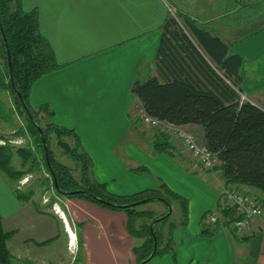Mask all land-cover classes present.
<instances>
[{
	"label": "crops",
	"instance_id": "0c3cea01",
	"mask_svg": "<svg viewBox=\"0 0 264 264\" xmlns=\"http://www.w3.org/2000/svg\"><path fill=\"white\" fill-rule=\"evenodd\" d=\"M22 3L25 10L38 12L40 31L60 64L34 82L32 106L49 107L51 114L43 112L48 121L76 131L92 159L94 178L110 192L131 195L165 183L188 202L184 224L182 203L172 200L169 219L176 205L181 210L171 221L176 224L174 250L153 257L149 264H264V216L248 233H236L225 225L213 233L203 232L208 230L205 216L222 204L226 188L223 172L222 177L205 175L206 169L185 149L176 148L169 134L144 121L142 103L132 92L136 80L158 76L162 25L172 9L227 43L228 56L242 57L238 86L249 101L264 109V0ZM180 127L205 145L201 125ZM166 141L175 148H160ZM209 171L216 174L218 170ZM10 183L0 171V217L3 229L10 233L7 246L11 255L26 264H140L135 249L148 238L141 230L169 210L160 200L151 209L137 207L154 218H137L135 227L140 233L134 234L129 229V212L124 209L84 196H61L48 202L46 196L32 197L22 202ZM240 188L260 194L253 187ZM70 227L79 242L74 259L68 250ZM163 228L167 235L168 223Z\"/></svg>",
	"mask_w": 264,
	"mask_h": 264
},
{
	"label": "trees",
	"instance_id": "16d2710c",
	"mask_svg": "<svg viewBox=\"0 0 264 264\" xmlns=\"http://www.w3.org/2000/svg\"><path fill=\"white\" fill-rule=\"evenodd\" d=\"M177 15L182 18V22L169 14L162 25L157 54L158 76L146 81L136 80L132 85V92L141 101L145 113L151 117L177 126L201 125L205 132V146L216 154L220 162L214 169L223 172L226 186L256 188L260 190L258 197L264 204V109L241 98L238 81L243 59L238 54L228 56L227 43L199 26L189 16L180 12ZM0 23L7 37L13 65L11 79L7 48L0 32V86L10 92L13 108L25 117L27 132L36 145L35 151L30 146L15 149L9 144L0 145V170L11 179H21L26 171L14 168L12 164L13 156L17 153L22 157V164L28 166L30 171H36L43 165L50 173L41 128L56 175V180L51 178L58 194L67 197L84 196L110 208L128 211L129 229L134 234L140 233L135 227L137 218L153 219L154 215L138 210L137 206L131 205L132 202L149 198L160 200L169 208L172 199H179L186 224L188 202L167 184L162 183L158 189L131 195L114 194L104 183L94 178L92 159L74 129L52 122L42 125V113L51 114L52 111L45 105L38 108L32 106L31 88L34 82L58 69L60 64L50 42L40 31L38 12L35 9L25 10L22 0H0ZM19 94L26 105H23ZM27 109L34 120L30 118ZM22 133L26 131L23 129ZM52 133L74 139L75 145L63 143V146L79 162L80 178L75 177L71 168L54 156L50 145ZM165 143L166 146L160 148H175L169 141ZM33 193L31 191L23 197L30 199ZM217 211L222 219L219 218L212 229L203 231L206 234L217 231L222 225L231 228L232 210L219 204ZM170 215L168 210L141 230L148 238L142 246L135 249L140 264L150 256L161 257L174 250L173 231L176 224L169 223L167 235H164L163 228ZM156 219L159 220L154 223L152 230L151 225ZM9 236L10 233L3 229L0 217L1 264H10L12 259L7 246Z\"/></svg>",
	"mask_w": 264,
	"mask_h": 264
},
{
	"label": "rangeland",
	"instance_id": "374dc122",
	"mask_svg": "<svg viewBox=\"0 0 264 264\" xmlns=\"http://www.w3.org/2000/svg\"><path fill=\"white\" fill-rule=\"evenodd\" d=\"M177 13L178 12H175L174 10H171L169 12V14L178 18L182 22V18L179 17L177 15ZM0 49H1V44H0ZM0 61L2 62L1 58H0ZM240 90H241V94L246 97L245 100H248L247 95L243 92V90L241 88H240ZM13 105H14V102L12 101V97H11L10 92L7 89L0 86V120H1L0 126L3 127L0 130V145L9 144L10 146L14 147L15 149L22 147V146L23 147L30 146L31 149H33L35 151L36 145L32 142V139L29 136V133L27 132L25 117L22 116L21 114H19L18 110H14ZM44 115L45 114L42 113V119H43L42 125L45 126L46 123L50 122V121H48ZM23 129L26 131V133H22ZM170 136H171V138L174 142L173 144L176 148H178L180 150L185 149L184 146L182 145V143L178 139H175L176 137H173V135H171V134H170ZM63 143H69V144H71V146L75 145V141L71 137H68V136L63 135V134H57V133H52L50 135V145H51V149L54 153V156L60 162L69 166L71 168L73 174L75 175V177L80 178L79 162L77 160H75L74 158H72L66 152V149L63 146ZM48 151H49V149H48ZM185 151H187V150H185ZM187 153L189 154L188 151H187ZM189 156H190V154H189ZM12 160H13L12 164H13L14 168L16 167L17 169H22V170L26 171V173L24 174V176L21 179L15 180V179H11L8 177L11 181L10 187L13 190V194L18 199H20L22 202H25L28 200L27 198H25L23 196L25 194H28L31 191L34 192L32 196L36 197V199H41L43 196H46L47 202L49 200L53 201V199L57 200L58 197L62 196V195L58 194V192L54 188L53 180L51 178L53 176H52V174L50 175L51 172L50 173L47 172L46 168L43 165L39 166L38 170H36V171H30L28 169V166L22 164L23 163L22 157L18 156L17 153H15ZM196 167L200 168L198 166H196ZM211 170H213V169H211ZM204 173H205V175L207 174L209 176L218 175L219 177H222L221 170H218L217 173L214 174V172L206 169L204 171ZM205 181L212 184L213 186H216V184H213V182L210 181L209 179L208 180L206 179ZM258 196H259V194H258ZM172 200L177 201V199H172ZM157 203H159L158 200H150L148 202H144L142 204H139L137 207H143L145 209L146 208L151 209ZM54 206H56V204H54ZM54 206H53V208H54ZM180 212H181L180 208L176 205L174 207V214H172V216L169 220L164 222L163 226H167V223L169 225V223H171V221H174V219L176 220L177 214L180 215ZM68 226H70V225L68 224ZM70 229H71V232H69V235H71V233L72 234L74 233L72 230V227H70ZM69 240H70V237H69ZM68 250L73 255V259H74V255H75L74 253L75 252H72V250L69 247V244H68ZM155 257H160V256H155ZM147 263L149 264V261ZM10 264H26V263L20 259H17L16 256H14V257L12 256ZM70 264H72V263H70Z\"/></svg>",
	"mask_w": 264,
	"mask_h": 264
},
{
	"label": "built area",
	"instance_id": "2783aa9c",
	"mask_svg": "<svg viewBox=\"0 0 264 264\" xmlns=\"http://www.w3.org/2000/svg\"><path fill=\"white\" fill-rule=\"evenodd\" d=\"M241 98L243 100L246 99L242 94ZM144 121L158 128L162 133L171 134L173 137H176L175 139H178L182 143L185 150L189 152L194 161L202 168L211 170L219 165L220 162L216 154L211 152L205 145L198 144L191 132L180 126L151 117L147 114L144 115ZM221 197L222 207H227L232 210V221L230 226L236 233L244 234L250 232L255 227L258 220L264 216V204L256 194L246 189L233 185L226 186ZM54 208H56V206H54ZM56 210H59V213L62 212L58 208H56ZM218 220L219 214L217 212L208 213L204 218L205 228L213 227ZM71 235L69 247L76 255L79 243L75 232L73 234L71 233Z\"/></svg>",
	"mask_w": 264,
	"mask_h": 264
},
{
	"label": "water",
	"instance_id": "95a60500",
	"mask_svg": "<svg viewBox=\"0 0 264 264\" xmlns=\"http://www.w3.org/2000/svg\"><path fill=\"white\" fill-rule=\"evenodd\" d=\"M0 32H1L2 36H3V40H4V43H5L6 48H7V56H8L7 62H8V67H9L10 77H11V79H12V78H13L12 57H11V52H10V48H9V45H8L7 37H6V35H5L4 29H3L2 25H1V23H0ZM19 97H20V99H21L23 105H26L25 102H24V100H23V97H22L20 94H19ZM27 111H28V113H29L30 118H31L32 120H34L33 115L31 114L30 110L27 109ZM39 129H40V133H41V135H42V144H43V147H44V149H45V154H46L47 164H48V166H49L50 172H51V174H52L54 180H56V175H55V173H54V170H53V168H52V166H51V162H50V157H49V151H48L47 142H46L45 136L43 135V131H42V129H41V128H39ZM91 195H92L94 198L100 199V198H98L97 196H95V195H93V194H91ZM100 200H102V199H100ZM147 201H150V199H149V198H146V199H143V200H141V201H135V202H132L131 205L136 206V205H138V204H141V203H144V202H147ZM108 203H109V204H112V203H110V202H108ZM171 210H172L171 207H169V213L171 212ZM158 220H159V219H156L155 221H153V223H152V225H151V229H152V230H153V225H154V223H156ZM155 239H156V238H155ZM155 250H156V246H155ZM151 259H152V256H150L149 258H147L146 260H144L141 264H145L146 262L150 261Z\"/></svg>",
	"mask_w": 264,
	"mask_h": 264
}]
</instances>
